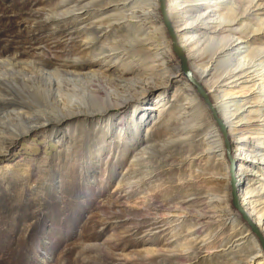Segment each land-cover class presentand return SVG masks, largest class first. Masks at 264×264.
Returning <instances> with one entry per match:
<instances>
[{
    "label": "rangeland",
    "instance_id": "1",
    "mask_svg": "<svg viewBox=\"0 0 264 264\" xmlns=\"http://www.w3.org/2000/svg\"><path fill=\"white\" fill-rule=\"evenodd\" d=\"M144 1L135 12L151 34L131 47L124 43L130 42L128 30L136 29L129 26L136 19L124 18L129 1L0 0V64H19L17 71L1 65L0 99L24 104L15 111L26 116L43 109L47 117L64 113L59 109H91L108 96L118 103L105 113L40 125L17 138L21 120L2 116L0 264H258L263 258L259 237L232 203L231 177L223 169L230 163L227 149L226 161L219 148L208 149L218 138L225 145L223 134L183 72L158 0L157 6L156 0ZM226 1L219 5L238 15L232 25L238 35L253 49H264V0ZM182 23L172 22L176 35ZM87 31L97 39L88 40ZM102 48L115 50L94 58ZM39 59L53 69L79 59L82 73L103 75L90 83L60 77L59 102L46 94L43 100L13 79L22 78L24 64ZM151 75L155 80L146 82ZM252 77L238 85L228 79L215 89H233V100L244 104L239 114L246 119L226 130L233 159L249 161L240 172L234 159L236 179L243 174L239 203L260 210L264 189L243 201L244 188L264 183V158L256 151L264 149V102L256 97L262 77ZM133 81L132 89L121 88ZM174 204L183 211L169 212ZM257 227L264 235V218Z\"/></svg>",
    "mask_w": 264,
    "mask_h": 264
},
{
    "label": "bare ground",
    "instance_id": "2",
    "mask_svg": "<svg viewBox=\"0 0 264 264\" xmlns=\"http://www.w3.org/2000/svg\"><path fill=\"white\" fill-rule=\"evenodd\" d=\"M125 1H129L128 5H132V8L130 10V14L125 15L124 18L127 19L128 22H129V18H131V20L136 19L135 23L129 22V26L136 28V29L128 30L129 36L127 38H129L130 42H128L127 40H126L127 42L126 41L124 42L128 44L130 43L129 45H131L132 47L138 43L140 45V43L147 41L148 38H146V36L149 35L150 37L151 33L146 32V28H145L146 25L143 23L145 19L142 20V18H139L140 16L137 15V13L135 12V9L137 7L142 8V2L144 0H125ZM211 1L214 0H167L168 15L171 22H174L175 25L180 22H183L179 26L180 28L177 31L178 33H180L179 35H177V39L179 45L185 52L189 67L190 69H192L191 71L193 73V76L204 87H208L210 89L214 87V90H209L208 94L210 93L212 96V100L213 99L215 100L214 106L217 110L218 115L222 119L223 123L229 127H232L233 125H237L238 123H241L246 119L245 115L241 116V114H239V112L244 108V104H241L239 100H235V99L233 100L232 97L233 95L236 94L233 93L232 91L233 89H229L226 87L223 88L222 90H217L215 88H217L221 82L227 81L228 79L232 80L230 83H236L238 85V82L243 78H246L244 81L247 83L255 79L252 76L259 75L262 77L261 78L262 83L259 85L261 86L260 92L256 97H258L260 101L263 100L262 102H264V49H258V50L253 49L249 45V43L243 40L242 38L243 35L241 34L238 35V29L232 27L234 23L238 22V15H232V13H230L229 11L222 12L223 8L221 6L223 5H219V4H225L227 2L226 0H215L216 2L210 5L209 3H211ZM253 2L254 1L252 0L250 4H252ZM157 5L158 2L156 0V6ZM186 8H188V10L184 11V9ZM76 9L77 8L75 6L69 7L65 12L71 13ZM182 10L184 12L181 13ZM49 18L51 17H48V19ZM190 24L192 25L195 24V26H190ZM86 34H87L86 38L90 41H94L97 39L95 31H87ZM152 38L154 37L152 36ZM156 46H158V44ZM112 50L108 51L102 48L100 53L95 54L93 57L97 58L98 56L104 55ZM235 51L237 52L235 53ZM257 61L260 62L257 63ZM80 62L81 61H79V59L77 60V62L65 61L58 68L53 69L51 67L52 63H50V61H47L45 59H39L38 61L34 60L31 63L24 64L22 70L18 71V74L22 76L21 79L18 77L17 78L13 77V79L16 83L20 82L22 85L27 87L28 90H32L33 92H39L42 95H44L43 100L46 99L45 98V94H46V96L53 97L51 101L59 102L58 96L63 91L62 81L60 80V77H72V78L81 79V81L83 80L85 81V83H90L95 78L103 75L101 71H90L86 74L82 73L81 66L83 64H81ZM1 65L11 66L13 67L14 70H16L17 65L19 64L18 62L15 61L4 62L0 64V72L2 71ZM251 68L254 69L250 71ZM104 77L109 82L110 81L115 82L118 79L115 77L114 78L107 76ZM154 80H155L154 75H151L148 78V80H146V82L149 83V81H154ZM254 82L256 85L257 84L256 81ZM133 83L134 81L130 85L129 84L121 85V88L128 91L132 89ZM142 88H143L142 93L144 94L147 91L146 86L143 85L141 89ZM212 92H216V93L212 94ZM105 99L104 101L101 102L102 103L101 105L99 103L100 106L98 104L95 105V103L92 102L95 105V107L91 109L81 110V107L79 110H71L69 108L59 109V112L64 111V113L55 116V114L52 112L53 115H51V117H47V114H45L46 110L43 109H39L40 111L39 110L38 112L35 111L36 113H31L30 115L27 114V116L23 112H16L15 110L17 108L23 107L24 104H20L18 102L16 103L15 101H10L8 99L3 98L0 99V121L4 117H6L8 121L12 120V118L21 120L20 121L21 126L19 125L17 133L14 134L13 136L14 138H17L18 136L29 132L31 129L36 128L37 126L45 125L48 123L49 124L64 123L68 119L82 114L96 115L97 113L98 114L105 113L110 109H112L113 107L117 106L116 104H118L117 102L115 103L113 101L112 96H108L107 99L106 100ZM93 104L92 106H94ZM193 107L195 108L194 110H197L199 114H202V112L200 111V107L198 108L196 105ZM250 119L251 118L247 119L248 120L247 124L250 121ZM2 124H0L1 127L3 126ZM252 125L254 124H248V129L246 128L249 134L255 133V132H251L254 130L251 127ZM183 129H181V131H183ZM184 133L179 134V136L183 135ZM210 133L211 132H207L206 134H210ZM215 148H219L218 151H220V155H222L223 158L225 159L224 151L226 147L221 138H218L217 140H213L208 143V149L211 150ZM256 151L257 154H261L262 158H264L263 148H259ZM234 159H237V161H239L240 172H242L243 170L247 171L248 169L247 164L249 162L247 159L240 158L239 156H234ZM230 168H231V163L229 162L227 163L226 161V163H224L223 169L227 180H229L231 177ZM242 175H243L242 173L238 174L239 178L236 179L235 182L236 188L241 185L240 181L242 179L240 177H242ZM260 186H261L260 188L258 187L244 188L243 201L246 200L245 197L248 194H252L256 191L259 193L261 190L264 189V183H262ZM261 200L262 199H259L257 202H260ZM250 203L254 204V202H250ZM241 205L243 206V208L245 207L243 203H241ZM168 209L169 212H181L183 211V205L174 204L173 206L168 207ZM245 211L248 214V216L255 222V224L257 226H260V223L263 221L264 218V207H262L260 210H257V208L255 207L251 209L246 208ZM204 215H205L204 213L199 212L198 217H202V216L204 217ZM154 223L156 222L154 221ZM258 264H264V255L263 258H261L258 261Z\"/></svg>",
    "mask_w": 264,
    "mask_h": 264
},
{
    "label": "water",
    "instance_id": "3",
    "mask_svg": "<svg viewBox=\"0 0 264 264\" xmlns=\"http://www.w3.org/2000/svg\"><path fill=\"white\" fill-rule=\"evenodd\" d=\"M158 2H159V9H160V13L162 16L163 23H164V25L167 29V32H168V34L172 40L173 51L178 56V58L181 60L183 72L185 73V75L187 76L189 81L195 86L198 94L204 100V103L209 108V110L213 116V119L216 121L218 127L220 128L221 133L223 134L226 149H227V156H228V159L231 163L230 174H231L232 203L235 206V208L242 214L244 220L250 225L253 232H255L256 235L259 237L260 242L262 243V246L264 248V237H263V235L261 234L259 228L256 226L255 222L248 216V214L243 210V208L241 207V205L239 203V198L237 195V188L235 186V182H236L235 164L236 163H235V161L231 155L226 125L223 123L222 119L218 115L217 110L214 106V103H213L212 99L210 98L209 94L207 93V89L200 82H198L195 79V77L193 76V73H192V71L188 65L185 52L183 51V49L181 48V46L178 43L176 32H175L173 25H172V22L169 18L167 0H158Z\"/></svg>",
    "mask_w": 264,
    "mask_h": 264
}]
</instances>
